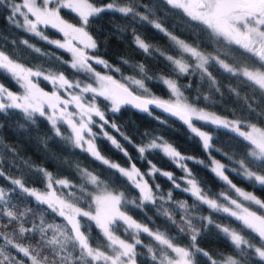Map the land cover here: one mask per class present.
Masks as SVG:
<instances>
[{"label": "snow or ice", "instance_id": "1", "mask_svg": "<svg viewBox=\"0 0 264 264\" xmlns=\"http://www.w3.org/2000/svg\"><path fill=\"white\" fill-rule=\"evenodd\" d=\"M0 3L9 9L8 19L17 27L40 37L58 49L66 50L70 53L71 60L63 61V63L68 64L75 71L86 73L87 77L95 82L93 86L92 83L85 81H73L62 72L45 74L43 70L25 67L5 51H0V73H6L22 89V92L17 94L5 84L0 83V111L21 110L29 121H34L37 117L45 118L56 136L61 135L59 126L66 125L70 129V134L66 139L73 147L114 170L117 175V184L122 183L126 189L113 187L101 174H92L87 170H82L86 183L76 188L75 191H70L68 200L72 202H68L51 191L50 179L47 184L49 191L40 192L35 188L26 187L21 179L6 177L5 173L0 171V177L8 179L13 186L11 191L0 187V216L7 218L4 227L0 229V241H3V246H0V264H24L23 259H17L20 254L24 259L29 260L30 264H82L85 261L86 264H137L138 247L147 249L152 260L157 261V264H198V256L206 257L209 264H244L245 260H255L258 264H264V200L252 192L237 187L225 175V165L212 160L210 170L243 201L257 206V210H250L237 199L224 194L220 195L228 205L233 207L218 204L216 199L209 198L208 193L192 176L186 163L192 159L191 157L183 156L161 137H154L146 143L143 141L140 144L134 143L110 120L96 101L98 98H103L110 102L113 113H118L123 105H132L143 112H149L150 105L155 106L187 125L191 133L202 141L206 152L211 148L212 137L207 132L201 131L195 121H205L237 134L251 146V150L245 153L249 162L246 164L244 160H238L236 163L239 172L236 168L229 170L237 172V175L244 180L260 186H264V130L240 120L227 121L210 115L196 107L194 101L188 102L181 91L182 86L178 85L174 79L159 77L174 99H161L152 95L145 83V80H151L152 77L146 74V69L142 64L137 67L144 78L130 77L128 79L141 89L144 95H136L126 86V83L119 82L112 75H102L96 71L93 64L116 73H119L120 69L88 51L93 50L94 52L98 47L96 41L86 31L90 17L112 10L124 16L131 14L141 20H148L147 16H139L134 7H114L111 3L101 7L89 0H22L21 3H16L15 0H0ZM166 4L174 9L182 10L191 20L201 22L213 36L239 45L247 53L258 58L261 67L264 68V0H166ZM62 10L75 14L79 24L65 20L61 16ZM17 17H22L23 23H20ZM48 27L61 33L64 38L63 42L49 40L43 35L41 29ZM154 27L163 31L159 23L154 24ZM171 39L183 53L189 54L195 60L194 66H190L182 59L168 56L166 59L173 66L175 74L184 76L199 72L202 79L206 77L210 85L219 91L215 79L207 68L209 62L213 61L226 72L246 77L253 85L264 90V71L249 70L247 67L232 68L223 60L205 55L197 47L185 44L176 37H171ZM22 43L28 45L27 40ZM134 46L145 53L149 52V45L139 36H134ZM39 78L50 82L53 91L47 92L40 87ZM245 127L250 130H242ZM108 128L113 129L121 139L131 145L137 153L136 161L124 146L109 134ZM101 138L107 139L124 155L127 167L110 162L101 154L96 143ZM152 151H160L177 168L181 169L184 175L177 178L172 172L159 169L148 159V154ZM137 161L146 163V171L142 172L137 167ZM38 171L44 172L43 169H38ZM45 175L50 177V173L45 172ZM157 175L167 178L174 189L188 194L194 200V204L190 207L186 201H176L171 190L163 192L160 185L155 183ZM56 183L65 188L70 187L65 180H57ZM182 183L186 185L183 188H181ZM87 185L95 186L97 194L87 191ZM71 187L75 188V186ZM17 190L33 198L36 203L45 205L52 213L63 218L65 224L62 226L48 224L45 227L42 216L37 222L33 209L20 208L13 203L12 193ZM158 201L160 205L168 204L180 210V220L177 221L167 209H156L159 214L168 219L177 231V236L161 232L159 229L153 232L130 214L132 209L143 211L146 203L156 206ZM78 204L83 206H77ZM199 205L234 218L239 222L242 230L246 229L255 234L258 241L255 243L250 241L241 230L221 227L209 217L196 215L200 211ZM204 224H212L223 233L225 239L234 246L236 255L221 256L219 260H216L201 249L197 240L201 237V226ZM93 225L106 241L103 246L91 241L90 237L85 234L91 231ZM49 230L52 231L51 238H48ZM118 232H123L129 239L121 238L117 235ZM33 233L39 234L35 245L26 240L23 243H13V238L19 240ZM141 233L152 237L162 246L159 253H154L143 243L139 238ZM179 235L188 240L187 245H180ZM69 245L72 251H69ZM57 248L65 254L61 256L60 252L56 251ZM13 251L16 255L12 254ZM169 251L174 255H170ZM45 252L52 254V260L43 255ZM73 252L76 253L74 257Z\"/></svg>", "mask_w": 264, "mask_h": 264}, {"label": "trees", "instance_id": "2", "mask_svg": "<svg viewBox=\"0 0 264 264\" xmlns=\"http://www.w3.org/2000/svg\"><path fill=\"white\" fill-rule=\"evenodd\" d=\"M15 2L19 3L21 0H15ZM89 2L101 7L110 3L114 7H134L139 16L148 17V20L145 21L133 17L131 14L124 16L112 10L90 17L86 31L98 45L97 49L94 52L90 50V53L120 69V72L116 73L93 64L96 71L104 72V70H107L108 75H112L114 79L121 83H126V86L134 92L144 95L142 90L133 85L128 79L130 77L144 78L137 67L142 64L146 69V74L152 77L151 80H145L146 86L152 95L161 99L172 98L170 91L159 77L174 79L178 85L182 86L181 91L187 101H194L196 107L219 116L240 120L243 123H251L264 129V90H260L253 85L246 77L228 73L218 63L210 61L207 68L216 81L219 88V91H217L216 88L210 85L206 77L203 79L200 77L199 72L184 76L175 74L173 66L166 59L168 56H172L174 59H182L190 66L195 64L194 58H191L187 53H183L171 37H176L177 40H182L185 44L197 47L205 55L217 57L218 60H223L224 63L230 67L234 66L236 69L244 66H259L260 62L256 57L247 53L239 45L213 36L205 25L199 21L191 20L182 10L167 5L166 0H89ZM9 15V9L0 3V51H5L16 62L31 67L33 70H43L45 73L51 72L53 74L62 72L70 80L93 83V80L88 78L86 73L75 71L68 64L63 63V61L71 60L70 53L58 49L40 37L17 27L8 19ZM61 16L70 23L79 24L78 17L68 10H62ZM17 19L20 23H23L21 17H17ZM156 23L161 25L163 31L154 27ZM41 31L49 40H61L63 38L61 33L50 27L42 28ZM134 36H139L141 40L149 45L148 53L134 46ZM24 40L28 41V45L22 43ZM36 49H39V51H36ZM123 61L128 63L125 64ZM0 83L5 84L13 92L20 91L17 84L6 73H0ZM38 83L47 92L53 90L49 82L43 80V78H39ZM205 97L207 98L205 99ZM96 103L105 111L110 120L118 126L121 132L131 138L134 143L140 144L142 141L146 143L154 137H161L183 156L191 157L192 159L186 163L192 176L196 178L202 189L208 193L209 198L216 199L218 204L233 207L228 205L220 195L224 194L237 199L239 203L249 207L250 210H257V206L243 201L210 170L209 164L213 159L225 165V175L237 187L252 192L258 198L264 200V186L246 181L237 175L239 169L236 162L244 160L247 164L249 161L245 157V153L251 150L250 144L242 140L237 134L205 121H195L197 127L206 131L212 137L210 141L211 148L206 152L202 141L191 133L187 125L164 112L152 109H149V112H143L123 105L118 113H113L110 102L98 98ZM59 127L61 135L56 136L45 118L37 117L34 121H29L21 110L0 111V171H3L6 177L21 179L26 187L35 188L38 191H45L50 179L54 183L56 192L65 200H68L70 191H75L76 188L86 183L82 170H87L92 174H101L108 184L126 190L122 183L117 184V175L114 170L95 160L87 153L74 148L71 142L66 139L70 134V129L66 125H60ZM107 131L124 146L133 160L136 161L137 153L131 145L121 139L113 129L108 128ZM96 143L101 154L110 162L127 167V160L124 155L111 145L107 139H98ZM148 159L162 171L172 172L177 178L184 175L182 170L177 168L160 151H152L148 154ZM137 167L142 172L147 169L146 163L138 161ZM232 168H236L237 172L229 170ZM38 169H43L44 172L38 171ZM45 172L50 173V177L46 176ZM57 180L67 181L70 187L65 188L58 185ZM149 182L151 183V181ZM155 183L159 184L161 190L165 193L171 190L176 201H186L190 207L194 204V200L188 194L174 189L167 178L157 175ZM71 186H75V188ZM185 186V184H181V188ZM0 187H4L9 191L13 188L9 180L4 177H0ZM93 187L87 185L86 190L92 192ZM77 195H79L78 192ZM133 195L135 194L133 193ZM12 201L17 207L33 209L36 213L37 222L42 216L45 227L48 224L54 226L65 224L63 218L52 213L45 205L36 203L33 198L28 197L19 190L12 193ZM68 202L72 201L68 200ZM77 206L82 207L83 205L78 204ZM199 207L200 211L196 215L209 217L221 227L241 230L250 241L254 243L258 241L255 234L246 229L242 230L239 222L235 221L234 218L224 213L214 212L203 205H199ZM157 208L167 209L175 220H180L179 209L168 204L160 205L159 201L156 206L146 203L143 211L132 209L130 214L153 232L159 229L161 232L177 236V231L167 218L157 212ZM6 219V217L0 216V229L4 227ZM85 234L90 237L91 241L99 243L101 246L106 243L94 225L91 231ZM117 235L129 239L123 232H118ZM38 237V233H33L19 240L13 238V243H23L26 240L28 243L35 245ZM51 237L52 231L49 230L48 238ZM201 237H198L197 244L205 252H208L212 259L219 260L221 256L236 255L234 246L212 224L201 226ZM139 238L154 253H159L162 246L152 237L141 233ZM178 239L181 246L188 244V240L182 235H179ZM0 246H3V241H0ZM56 251H59L61 256L65 254L59 248ZM69 251H72L70 245ZM137 253V264H157V261L152 260L147 249L138 247ZM12 254L16 255L14 251ZM75 254L73 252V257ZM43 255L52 260L50 252H45ZM17 259H23L24 264H30L29 260L23 258L22 254L17 256ZM197 261L198 264H209L208 259L203 256H198ZM82 264H86V261ZM244 264H258V262L245 260Z\"/></svg>", "mask_w": 264, "mask_h": 264}, {"label": "rangeland", "instance_id": "3", "mask_svg": "<svg viewBox=\"0 0 264 264\" xmlns=\"http://www.w3.org/2000/svg\"><path fill=\"white\" fill-rule=\"evenodd\" d=\"M21 2H22V0H21ZM21 2H19V3H21ZM31 18V17H30ZM21 19H22V17H21ZM22 22H23V19H22ZM63 39L64 38H62L61 39V41L63 42ZM89 52H90V50H88ZM258 59V58H257ZM259 61V60H258ZM260 62V61H259ZM26 67V66H25ZM244 67H246V66H244ZM232 68H235L234 66L232 67ZM242 68V67H241ZM249 70H260V71H264V68H262L261 67V62H260V65L259 66H257V67H247ZM98 72H100L102 75H105V74H109L108 73V71L107 70H104V72H102V71H98ZM45 74H48V73H45ZM92 83V82H91ZM49 84H50V82H49ZM93 86H95V82L93 81ZM50 86H51V84H50ZM52 87V86H51ZM52 89H53V87H52ZM51 91H53V90H51ZM51 91H49V92H51ZM22 92V89H20V91H18V92H16L17 94H20ZM159 98V97H158ZM172 99H174V97H172V98H170V99H168V100H172ZM201 109V108H200ZM69 110L71 111L72 110V108L70 107L69 108ZM205 112H208L210 115H213V116H217V117H219V118H221V119H223V120H227V121H232V120H236V119H232V118H227V117H223V116H219V115H217V114H214V113H212V112H209V111H207V110H205V109H203ZM245 124H248V125H254V124H251V123H246V122H244ZM256 128H258V129H262V128H260V127H258V126H256V125H254ZM201 131H204V130H202V129H200ZM242 130H244V131H249L250 129L249 128H247V127H245V128H243ZM262 130H264V129H262ZM204 132H206V131H204ZM169 144V143H168ZM214 160V159H213ZM218 161V160H217ZM209 167H210V169H211V167H212V164L210 163L209 164ZM48 182H49V180H48ZM52 182V181H51ZM46 191H49V189L47 188L45 191H40V192H46ZM51 191H54L55 192V194H56V196H58V197H60V198H62L57 192H56V190L54 189V183L52 182V189H51ZM92 192L94 193V194H97V192H96V189H95V186L93 187V189H92ZM63 199V198H62ZM87 210V209H86ZM169 254L170 255H174V254H172V253H170V251H169Z\"/></svg>", "mask_w": 264, "mask_h": 264}, {"label": "water", "instance_id": "4", "mask_svg": "<svg viewBox=\"0 0 264 264\" xmlns=\"http://www.w3.org/2000/svg\"><path fill=\"white\" fill-rule=\"evenodd\" d=\"M131 90V89H130ZM133 91V90H132ZM134 92V91H133ZM134 94H136V95H141V94H138V93H136V92H134ZM126 106H129V107H131V108H133V109H136L134 106H132V105H126ZM149 109H152V110H156V111H160V112H164V111H162V110H160V109H158V108H156L155 106H149ZM136 110H139V109H136ZM139 111H141V110H139ZM165 113V112H164ZM166 114H168V113H166ZM168 115H170V114H168ZM170 116H172V115H170ZM172 117H174V116H172ZM174 118H176V119H178L177 117H174ZM179 120V119H178ZM179 121H181V120H179ZM182 122V121H181Z\"/></svg>", "mask_w": 264, "mask_h": 264}]
</instances>
